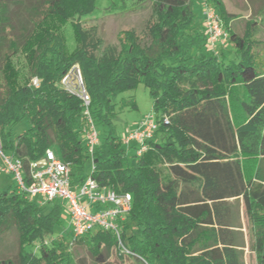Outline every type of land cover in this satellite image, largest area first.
<instances>
[{"label":"trees","instance_id":"1","mask_svg":"<svg viewBox=\"0 0 264 264\" xmlns=\"http://www.w3.org/2000/svg\"><path fill=\"white\" fill-rule=\"evenodd\" d=\"M201 1L218 13L237 62L222 52H202L206 37L193 0H151L153 19L143 36L121 31L117 48L104 46L95 30L80 23L98 0H38L17 12L23 18H16L17 27L11 7L21 1L0 0L4 152L27 172L51 150L69 164L73 184L90 176L99 187L131 196L121 225L129 254L120 253L113 234L96 230L75 243L86 240L93 264H244L230 199L242 200L249 249L256 264H264V61L248 34L240 37L228 27L232 16L222 0ZM122 2L108 0V11L123 9ZM67 24L76 37L73 53L55 29ZM19 53L37 88L16 86L6 73ZM74 66L99 137L92 171L81 101L59 87ZM139 85L152 101L158 129L147 151L129 162L114 122L117 107L136 109L133 99H117ZM22 121L27 129L14 135ZM56 202L39 206L15 190L0 192V236L15 230L18 242L17 257L0 264H75L70 229L67 236L55 231L65 213L64 203ZM114 252L117 262L111 263Z\"/></svg>","mask_w":264,"mask_h":264},{"label":"rangeland","instance_id":"2","mask_svg":"<svg viewBox=\"0 0 264 264\" xmlns=\"http://www.w3.org/2000/svg\"><path fill=\"white\" fill-rule=\"evenodd\" d=\"M21 7H11L12 23L16 26L17 19H23L22 15H18V11L30 8L38 0H20ZM225 12L232 17L229 20L228 27L238 36L243 37L248 34L249 41L254 45L253 52L257 54L260 60L264 61V0H222ZM123 9L115 12L108 11V0H98L95 11L80 19L83 28L90 29L100 37L104 46L117 48L118 33L125 30H133L139 36H143L145 27L152 22L153 6L151 0H123ZM201 0H193L192 10L199 22L203 20V6ZM24 7V8H23ZM17 18V19H16ZM253 24L254 27H253ZM57 26V24H56ZM17 27V26H16ZM56 32L64 39V45L67 53H73L77 47L74 30L70 24L55 27ZM203 53H210L208 48L204 46ZM225 55L226 61L237 62V55L234 54V49L229 43L221 50ZM219 52V53H220ZM10 70L6 73H11L16 86L31 84L34 78H31L28 71V66L25 61L24 54L19 53L11 59ZM76 68V67H75ZM74 70V69H73ZM10 74V75H11ZM74 74V72H73ZM73 83L76 80L73 78ZM121 99H133L136 104V109L125 107L119 109L117 107V118L115 119V129L120 139L126 137L127 134L133 132L138 124L147 116L153 113L152 101L149 98L146 89L139 85L135 90L121 94L117 102ZM118 104V103H117ZM165 117V116H164ZM27 129V123L22 121L12 128V133L17 135ZM123 146V145H122ZM126 155L129 162L134 156L133 148H126ZM161 169V167H159ZM90 165L87 167L89 171ZM16 184L12 177L0 174V192L14 191ZM56 203H62L57 200ZM228 205L232 213L233 224L235 228L236 243L242 245L241 248L244 264H256L254 253L249 249V234L248 221L243 210L242 200L230 199ZM57 232L67 236L69 233V225L66 219V213L61 218V226L57 228ZM46 241H49L48 238ZM86 240L74 244L69 248L71 258L75 264H93L89 255ZM39 243L32 247L36 249ZM18 253L17 234L15 230H10L7 234L0 236V260L15 259ZM116 252L110 258L111 263H116ZM123 264H129L125 262Z\"/></svg>","mask_w":264,"mask_h":264},{"label":"built area","instance_id":"3","mask_svg":"<svg viewBox=\"0 0 264 264\" xmlns=\"http://www.w3.org/2000/svg\"><path fill=\"white\" fill-rule=\"evenodd\" d=\"M202 26L206 47L210 53L216 54L218 48L228 43V34L214 8L203 5ZM73 78L76 84L73 83ZM30 85L37 88L38 80L34 78ZM59 87L81 101L85 119L83 138L92 171L94 168L92 157L99 144V137L90 114V100L77 66L61 79ZM163 120L167 123L166 117H163ZM157 129L156 117L152 113L141 121L133 132L121 139V143L126 148L134 147V156L141 157L147 151V142L153 139ZM0 174L12 177L16 184L15 192L39 206L57 200L64 203L66 219L72 234L70 247L88 234L102 230L115 236L120 253L129 254L121 240V225L131 210L130 194H117L111 189L99 187L90 176L80 184H73L69 164L61 161L51 150L46 151L41 160L30 163L28 171L25 172L20 159L4 152L1 135Z\"/></svg>","mask_w":264,"mask_h":264},{"label":"crops","instance_id":"4","mask_svg":"<svg viewBox=\"0 0 264 264\" xmlns=\"http://www.w3.org/2000/svg\"><path fill=\"white\" fill-rule=\"evenodd\" d=\"M203 6V5H202ZM226 47V45L224 46V47H220V48H218L216 51V53H219L221 50H223L224 48Z\"/></svg>","mask_w":264,"mask_h":264}]
</instances>
